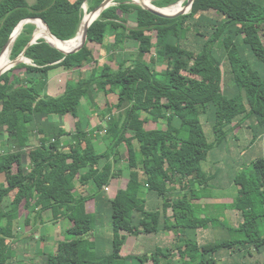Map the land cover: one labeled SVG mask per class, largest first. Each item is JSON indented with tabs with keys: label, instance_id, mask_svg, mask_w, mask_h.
I'll return each instance as SVG.
<instances>
[{
	"label": "trees",
	"instance_id": "1",
	"mask_svg": "<svg viewBox=\"0 0 264 264\" xmlns=\"http://www.w3.org/2000/svg\"><path fill=\"white\" fill-rule=\"evenodd\" d=\"M104 1L0 0V55L30 19H42L60 41L75 39L84 5L94 12ZM180 1L153 4L168 8ZM187 23L197 31L198 52L184 46ZM35 32V24H26L11 54L13 61L24 54L32 64L0 77V264L15 256L14 224L23 207L28 216L36 210L38 217L51 212L53 220H71L56 252L43 253V264H220L222 251L235 260L264 253V158L230 182L236 196L228 207L241 213L239 227L216 214L224 209L211 203L217 175L203 168L246 123L253 143L264 138V0H195L189 14L175 19L116 0L90 26L84 48L69 55L46 40L30 46ZM110 37L108 60L100 63L97 48ZM60 71L76 72L78 79L51 96ZM110 94L115 104L107 101ZM91 107L105 122L99 149L86 123ZM64 117L76 120L74 130L62 127ZM161 120L165 128H146ZM122 146L131 170L125 184ZM76 182L91 187L89 196L77 194ZM175 191L183 196L175 199ZM102 223L111 232L106 241L98 235ZM211 224L226 230L225 238L201 244L198 231ZM168 233L173 246L157 247L150 257L124 252L129 237Z\"/></svg>",
	"mask_w": 264,
	"mask_h": 264
},
{
	"label": "rangeland",
	"instance_id": "2",
	"mask_svg": "<svg viewBox=\"0 0 264 264\" xmlns=\"http://www.w3.org/2000/svg\"><path fill=\"white\" fill-rule=\"evenodd\" d=\"M29 3L32 5L34 4V0H28ZM116 1V0H115ZM130 3L135 4L132 0H128ZM153 1V0H152ZM184 1V0H183ZM186 4L183 6V9L186 11V15L191 12L190 7H188V2L185 1ZM115 3V2H114ZM142 7V6H141ZM157 7V6H156ZM159 8V7H158ZM178 14V13H173ZM43 22L42 19H39ZM35 24V21H30ZM44 23V22H43ZM189 23V22H188ZM190 26V33L188 36V40L184 41V46L188 49L198 52L200 50L199 44L195 38V33L197 32L194 30L191 24ZM36 25V33L38 32L39 28ZM130 27H136V23L133 20L129 22ZM34 35V37H35ZM47 38L41 37L37 40H46ZM108 39V38H107ZM113 39L110 37L106 42L104 47L97 48V56L100 63H105L109 57V50L110 45L112 44ZM26 57H20V64H27ZM149 60L150 57L147 56ZM29 60V59H28ZM30 65V63H28ZM91 69V68H90ZM160 69V68H159ZM225 71H228V68L225 67ZM78 79V75L76 72H67V71H60L58 72L52 79L51 86L49 88L48 94L51 96H59L61 95L68 83L71 81H76ZM227 83L232 85L230 81L229 74L227 72ZM226 83V84H227ZM227 84V86H228ZM111 104H115L117 101V96L114 94H110L109 100ZM100 103H105V100L99 101ZM100 105V104H99ZM104 106H101V109ZM91 113L87 118V128L90 130L93 138L94 145L99 149L102 140H99L103 137L104 133L99 130V127L105 128V122L102 121L101 115L99 116L98 110H93L90 108ZM98 112V113H97ZM121 122L124 120V116L121 113H117ZM203 124L205 127V131L209 141H213V132L211 129V125L206 122V119L203 118ZM75 121L71 118H62L60 119L61 125L68 131L74 130ZM246 123L243 125V128L239 134H237L238 138L236 140H231L230 144L228 145L227 149L223 151H216V154L209 156L208 160L203 163V168L209 175H217V178H213L211 186L215 187L214 193L215 198L211 200V203L222 205L224 209H222L219 213L221 219L226 221V224L234 227H239L242 222L243 218L241 213L236 210H231L228 206L233 202L236 196V189L231 182L241 171L249 172V167L251 163L259 158H264V138L261 140L256 141V143H251L252 141V133L247 128ZM156 128L166 127V122L161 120L158 124H146V128ZM66 140V138H65ZM104 147V145L102 146ZM7 151V148L3 151L4 153ZM140 157V155H139ZM121 159L120 169L123 171V179L122 182L125 184L128 181V174L130 173L129 168V160H128V151L126 146H122L120 148V156ZM27 159V158H26ZM28 162V160H26ZM142 169V167H141ZM3 178L0 177V181ZM76 192L79 196H89L91 193V187L83 186L82 184L76 182ZM175 199L178 197H182L183 194L180 191L174 192ZM12 198V197H11ZM161 200L158 201V205H160ZM90 206H94V201H90ZM214 209V208H213ZM212 209V210H213ZM214 211V210H213ZM29 217V223L27 224L25 221ZM69 218H60L59 220H53L51 212L44 213L41 217L37 216L36 210L28 216V212L23 207L20 212V218L14 224V238L11 241L13 252L15 253L14 258L10 261L11 264H43L44 263V256L43 253H54L57 250L59 242L63 239L62 233L64 228L70 224ZM56 224V232L53 236L52 229ZM214 225H208L206 228L199 229V241L201 244L213 243L219 240L224 239L226 230L223 228H214ZM98 235L101 236L102 239H109L111 237V232L109 231L108 226L106 223L101 224V230L98 232ZM105 240V241H106ZM176 241L173 233L168 234H160V235H141L139 237H129L127 243L124 247V252L126 255L130 254L133 250V255L142 256V257H150V254L155 251L157 247L168 248L172 247L174 242ZM134 248V249H133ZM101 250L103 252L107 251L106 244H102ZM131 250V251H129ZM175 259L178 255L173 256ZM220 264H236V261L239 264H264V253L259 254L256 251H253V257H247V259H239L235 260L234 256H232L228 251H222L219 255ZM150 264V263H149Z\"/></svg>",
	"mask_w": 264,
	"mask_h": 264
},
{
	"label": "bare ground",
	"instance_id": "3",
	"mask_svg": "<svg viewBox=\"0 0 264 264\" xmlns=\"http://www.w3.org/2000/svg\"><path fill=\"white\" fill-rule=\"evenodd\" d=\"M132 1L135 4L141 5V6L145 7V8L157 9L161 13H165V14H173V13H180V12L186 11L185 9H183V6L186 4V2H185L186 0H184V1L180 2V3H177L176 5H173L171 7L161 8V9H159L158 7H156L153 4V1L152 0H132ZM187 1H193V0H187ZM114 2H115V0H108L107 1V4L105 6H107L109 4H112ZM84 10H85V16L83 18L82 27L80 29V32H79L78 36L74 40L67 41V42L60 41L59 39L53 37L51 35V33L45 28V26L39 20H36L35 21L36 24H37V27L39 28L38 32L35 35V39L38 40L41 37H45L54 46L58 47L59 49H61L64 52H69L73 48H75L80 43V41L82 40V38H83V40H82V44H83L84 34H85L86 28L93 21H95L99 17V15H100V12L99 11H97V12H90L89 7H88L87 4L85 5ZM37 21H39L41 24L39 22H37ZM21 31H22V25L19 26L15 30L13 36L11 37V40H10L9 44L7 45V47L5 48L3 54L0 57V74H2L3 72H5L6 70H8L10 67H12L16 63V62H14L11 59V54H12V49H13L14 43H15L16 39L18 38V36L20 35ZM26 61L29 62L28 59H26Z\"/></svg>",
	"mask_w": 264,
	"mask_h": 264
},
{
	"label": "water",
	"instance_id": "4",
	"mask_svg": "<svg viewBox=\"0 0 264 264\" xmlns=\"http://www.w3.org/2000/svg\"><path fill=\"white\" fill-rule=\"evenodd\" d=\"M107 1L108 0H105L103 3H102V5L98 8V9H96L94 12H97V11H99L100 12V15L106 10V9H108L111 5H113V4H115V3H112V4H109V5H107V6H105L106 4H107ZM183 1V0H182ZM182 1H180V2H182ZM194 1L195 0H193V1H189L188 2V7H190V9H192V6H193V3H194ZM179 2V3H180ZM84 7H85V5H84ZM142 8H144V9H146V10H149L151 13H153L154 15H157V16H159V17H162V18H166V19H175V18H178V17H180V16H183V15H186L185 13V11L184 12H180V13H178V14H165V13H161L159 10H157V9H149V8H145V7H143L142 6ZM159 9H161V8H159ZM100 15H99V17H100ZM98 17V18H99ZM97 18V19H98ZM96 19V20H97ZM35 20H38V19H30V20H26V21H23V22H21L20 24H19V26H21L22 25V30H23V28H24V26L26 25V24H28V23H32V22H30V21H35ZM95 20V21H96ZM95 21H93L87 28H86V30H85V34H84V41H83V44L81 45V47L80 48H78L77 50H75V51H69V52H64V51H62L61 49H59L58 47H56V46H54L49 40H47L46 39V41L50 44V45H52L53 47H55V48H57L58 50H60L61 52H63L65 55H69V54H73V53H77L78 51H80L81 49H83L84 48V46L86 45V43H87V40H88V30H89V28H90V26L95 22ZM44 22V21H43ZM36 24V23H35ZM44 24L46 25V27H47V29L49 30V32L51 33V31H50V29H49V27L47 26V24L44 22ZM18 26V27H19ZM17 27V28H18ZM82 27V26H81ZM16 28V29H17ZM15 29V30H16ZM15 32V31H14ZM14 34V33H13ZM13 34H12V36H13ZM51 35H52V33H51ZM11 36V37H12ZM53 36V35H52ZM53 37H55V36H53ZM56 38V37H55ZM11 40V39H10ZM10 40H9V42H10ZM74 40V39H73ZM9 42L7 43V45L9 44ZM63 42V41H62ZM37 43V40L35 39V37H33V40H32V42L30 43V46L31 45H33V44H36ZM7 45H6V47H7ZM5 47V48H6ZM5 48H4V50H5ZM4 50L2 51V53H1V55L3 54V52H4ZM1 55H0V57H1ZM20 57H24L25 58V55L23 54L22 56H20ZM20 57L18 58V59H16V60H14V62H16L12 67H10L8 70H6L5 72H3L2 74H0V77L3 75V74H5L7 71H9V70H11L12 68H14V67H16V66H18V63L20 62L19 61V59H20ZM28 63H30V64H32V62H31V60H29V62H27V64Z\"/></svg>",
	"mask_w": 264,
	"mask_h": 264
},
{
	"label": "crops",
	"instance_id": "5",
	"mask_svg": "<svg viewBox=\"0 0 264 264\" xmlns=\"http://www.w3.org/2000/svg\"><path fill=\"white\" fill-rule=\"evenodd\" d=\"M62 127H63V126H62ZM63 128H64V127H63ZM242 128H243V126L240 127V128H238V129L235 131V133H234V140H236V138H238L237 134H239V133L241 132ZM247 128H248V125H247ZM251 143H253V139H252ZM226 149H227V148H226ZM214 155H215V154H214ZM151 202H152V201H151ZM151 202L149 201V204H150ZM151 204H152V203H151ZM157 205H158V204H157ZM150 206H151V205H150ZM56 229H57L56 224H54V227H53V229H52V234H53V236H54L55 234H57Z\"/></svg>",
	"mask_w": 264,
	"mask_h": 264
},
{
	"label": "built area",
	"instance_id": "6",
	"mask_svg": "<svg viewBox=\"0 0 264 264\" xmlns=\"http://www.w3.org/2000/svg\"><path fill=\"white\" fill-rule=\"evenodd\" d=\"M105 190H108V188H107V187H105Z\"/></svg>",
	"mask_w": 264,
	"mask_h": 264
}]
</instances>
